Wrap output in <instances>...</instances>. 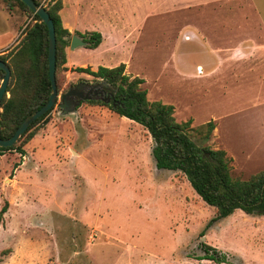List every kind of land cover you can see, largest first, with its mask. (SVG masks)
I'll return each instance as SVG.
<instances>
[{
    "label": "rangeland",
    "instance_id": "obj_1",
    "mask_svg": "<svg viewBox=\"0 0 264 264\" xmlns=\"http://www.w3.org/2000/svg\"><path fill=\"white\" fill-rule=\"evenodd\" d=\"M73 1L105 9L118 26L105 47L144 80L148 101L190 122L198 147L223 150L234 178L264 171V0ZM12 11L24 32L33 21ZM73 18L79 29L100 21ZM102 52L77 49L73 63L102 66L113 56ZM72 76L64 87L102 82ZM209 121L205 138L196 129ZM20 146L0 154V264H217L200 259L202 244L226 255L221 264H264V216L236 211L207 229L215 208L180 172L156 169L151 136L110 103L67 116L54 106Z\"/></svg>",
    "mask_w": 264,
    "mask_h": 264
},
{
    "label": "trees",
    "instance_id": "obj_2",
    "mask_svg": "<svg viewBox=\"0 0 264 264\" xmlns=\"http://www.w3.org/2000/svg\"><path fill=\"white\" fill-rule=\"evenodd\" d=\"M43 6L53 21L56 38L55 84L57 94H65V72L67 71L65 49L69 46L72 34L63 27L59 15L62 0H32ZM5 9L15 8L27 13L33 23L23 32L18 45L11 51L0 55L10 71V81L0 105V139H9L22 121L40 109L49 99L51 84L48 71V30L41 19L31 12L20 0H5ZM83 42L85 48L96 49L102 41L99 32L74 33ZM77 73H84L99 81H105L117 90L116 99L119 105L111 110L121 117L142 126L151 136L153 148L151 156L156 169L180 172L185 176L196 195L207 205L215 208V216L207 223L208 229L214 223L231 216L236 211L247 215L264 216V171L246 179L234 178L231 175V160L223 150H213L208 146L198 147L188 131L190 122L178 123L174 118V108L158 101H148L146 91L141 89L144 80L130 78L125 71V64L107 68L98 66L95 71L86 68H75ZM4 72L0 70V83ZM89 105L106 106L90 100ZM54 108V107H53ZM33 122L19 141L9 148H1L0 154L17 149L23 153L21 144L29 142L37 133L39 124L53 110ZM215 129L213 121L199 126L196 131L205 138L210 137ZM21 144L18 146V143ZM5 201L0 209V220L7 212ZM205 228V229H206ZM202 260L217 264L226 263L225 254L206 244H202Z\"/></svg>",
    "mask_w": 264,
    "mask_h": 264
},
{
    "label": "water",
    "instance_id": "obj_3",
    "mask_svg": "<svg viewBox=\"0 0 264 264\" xmlns=\"http://www.w3.org/2000/svg\"><path fill=\"white\" fill-rule=\"evenodd\" d=\"M31 12L37 15L41 21L45 24L48 30V73L49 80L51 84V94L48 101L36 112L26 117L19 127L15 130L14 134L9 139H0L1 148H9L16 144L19 138L28 130L29 126L35 122L38 118L45 115L54 106L61 109V115L67 116L70 114H75L77 108L81 105V102L91 100L89 96L91 93L96 94L100 87L110 88V86L105 82H98L96 84H89L87 82H80L74 87L68 89V91L61 96L60 103H57V90L55 84V53H56V38L55 29L52 19L50 18L48 12L43 6L36 5L32 0H20ZM85 42H83L79 37L72 36L69 44L70 49H75L78 47H85ZM0 70L4 72L3 79L0 83V105L1 101L6 94V89L10 81L11 71L8 65L0 61ZM88 88V92H84V89ZM106 102V101H104Z\"/></svg>",
    "mask_w": 264,
    "mask_h": 264
},
{
    "label": "crops",
    "instance_id": "obj_4",
    "mask_svg": "<svg viewBox=\"0 0 264 264\" xmlns=\"http://www.w3.org/2000/svg\"><path fill=\"white\" fill-rule=\"evenodd\" d=\"M105 5H106V9L107 7L109 8V4L107 5L106 3ZM72 10H74V12H72ZM104 10L105 9L102 7H100L99 9L97 8L95 9L94 7H91V5H86L84 8H81L80 5L77 6V4L74 1L71 2V0L70 1L62 0V9L59 11V15L62 21V25H64L63 27L67 29L72 34V36L75 35L74 34L75 32H79V33H84L85 31L86 32H93V31L99 32L102 36L101 44L96 49L92 50V52L96 53L97 51L101 50L103 51L102 54H107L106 56H112L113 54L111 55V53L113 50V44L110 43L108 47H105V41L107 39V35L112 36L113 34V37L115 36V34L118 31V26L116 23H112V19L107 16V13H105ZM110 10L111 9L109 8V11ZM86 12L88 13L94 12V16L96 17L97 20H100L103 22L105 29L108 30V33H105V29L100 24V21L98 23L99 25H97L96 26L97 28H95L94 30H91L90 28L89 29L88 28L79 29L76 22H74L73 15H75V13L78 16L85 15ZM23 21L24 20L22 19L19 13H16L15 11H8L5 9V7L2 4H0V55L11 51L18 45V43L23 37V26H22ZM80 48L86 49L85 47H78L75 49H70L69 46L65 49V53H66L65 67L67 69L65 73L67 75L66 76L67 79H71L72 77H75L72 75H75L76 72H73L72 69H75L78 67H81V68L86 67L83 65H79V64L76 65L73 63L72 55L75 50L80 49ZM108 62L109 63L107 64L105 63H101V64L105 66H109L107 68H113L120 64L116 61V59L114 58V55L109 58ZM97 67L95 68L92 67V70L95 71ZM197 68H201L202 70V67L200 66Z\"/></svg>",
    "mask_w": 264,
    "mask_h": 264
},
{
    "label": "flooded vegetation",
    "instance_id": "obj_5",
    "mask_svg": "<svg viewBox=\"0 0 264 264\" xmlns=\"http://www.w3.org/2000/svg\"><path fill=\"white\" fill-rule=\"evenodd\" d=\"M84 92L85 93L88 92V88L84 89ZM116 95H117V90L110 86V88L100 87L96 94L91 93L89 96L91 97V100L100 101L105 104L110 103L111 106L115 107L116 105L120 104V101L116 99ZM87 101H90V100H87ZM83 102H86V101H83Z\"/></svg>",
    "mask_w": 264,
    "mask_h": 264
}]
</instances>
